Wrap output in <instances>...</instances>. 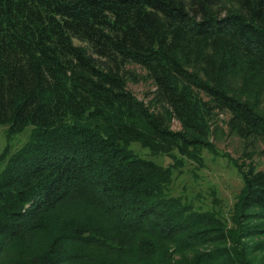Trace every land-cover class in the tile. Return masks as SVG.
I'll return each mask as SVG.
<instances>
[{
  "label": "trees",
  "instance_id": "1",
  "mask_svg": "<svg viewBox=\"0 0 264 264\" xmlns=\"http://www.w3.org/2000/svg\"><path fill=\"white\" fill-rule=\"evenodd\" d=\"M128 64L153 84L146 102ZM262 103L264 0H0V125L31 126L0 155V264H255L263 169L231 160L226 216L168 184L213 148L217 112L264 145Z\"/></svg>",
  "mask_w": 264,
  "mask_h": 264
},
{
  "label": "rangeland",
  "instance_id": "2",
  "mask_svg": "<svg viewBox=\"0 0 264 264\" xmlns=\"http://www.w3.org/2000/svg\"><path fill=\"white\" fill-rule=\"evenodd\" d=\"M130 78L128 89L139 99L146 102L154 87L146 72L135 64H128ZM264 110V103L261 104ZM227 113H216L212 123L210 136L213 148H204L201 152V163H196L189 157H182L179 166L172 168L171 181L168 188L171 194L180 195L195 206L202 209L220 208L224 216L228 215L235 196L242 186V179L231 160L245 165H253L264 170V145L256 141L251 144L238 137L227 128ZM170 126L174 130L180 129L176 119H172ZM31 126L25 127L20 133L9 135L6 125H0V155L6 146L14 151L25 143L29 137ZM130 148L139 156L152 160L162 166L172 164L173 157L180 158L178 153L152 154L147 148L133 142ZM2 161H0V169ZM215 204V205H214ZM261 256V255H260ZM179 256L173 254V259ZM264 264V255L257 258L255 264Z\"/></svg>",
  "mask_w": 264,
  "mask_h": 264
}]
</instances>
